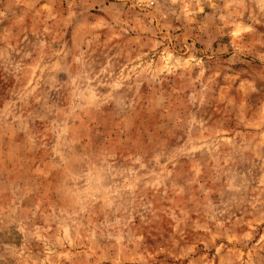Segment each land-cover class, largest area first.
Returning <instances> with one entry per match:
<instances>
[{
    "label": "rangeland",
    "instance_id": "rangeland-1",
    "mask_svg": "<svg viewBox=\"0 0 264 264\" xmlns=\"http://www.w3.org/2000/svg\"><path fill=\"white\" fill-rule=\"evenodd\" d=\"M0 264H264V0H0Z\"/></svg>",
    "mask_w": 264,
    "mask_h": 264
}]
</instances>
